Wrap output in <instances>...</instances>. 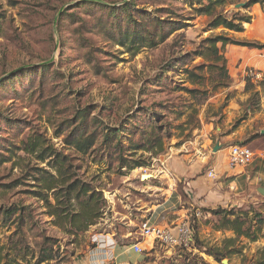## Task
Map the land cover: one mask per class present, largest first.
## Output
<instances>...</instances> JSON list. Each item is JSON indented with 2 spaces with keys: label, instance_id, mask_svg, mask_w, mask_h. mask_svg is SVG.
Listing matches in <instances>:
<instances>
[{
  "label": "rangeland",
  "instance_id": "1",
  "mask_svg": "<svg viewBox=\"0 0 264 264\" xmlns=\"http://www.w3.org/2000/svg\"><path fill=\"white\" fill-rule=\"evenodd\" d=\"M250 1L228 0L222 9L230 17L251 16L245 30L236 32L210 30V16L187 0H0V264H85L103 233H113L120 244L136 240L140 221L160 213L172 191L184 212L166 214L167 219L188 213L195 246L155 245L137 264H258L263 259L264 231L256 240L239 236L222 226L224 213L211 210H233L254 232L264 221V194L257 188L264 182L254 178L248 184L244 175L240 186L236 175L230 181L241 190L248 184L242 193L214 192L221 203H201L206 188L229 179L210 178L208 172L215 160L228 165L232 144L247 142L254 151L251 172L261 159L257 151L264 149V47H247L248 54L232 57L227 45L226 71L222 61L216 67L194 55L207 37L221 33L264 45V2L248 6ZM132 30L138 37L130 47ZM147 30L153 44L143 37ZM200 64L203 68H196ZM185 68L201 75L198 83ZM251 69L257 73L253 77L247 73ZM108 127L113 135L103 143ZM80 133L97 139L87 154L68 142ZM155 137L162 149L147 144ZM33 142H41L36 151L24 149ZM59 158L69 176L103 192L101 215L87 231L70 234V223L60 224L48 213L45 198L52 204L56 199L45 180L57 176ZM195 163H202L201 170L187 180L174 168ZM71 209L79 210L78 204ZM43 254L51 259L39 261Z\"/></svg>",
  "mask_w": 264,
  "mask_h": 264
},
{
  "label": "trees",
  "instance_id": "2",
  "mask_svg": "<svg viewBox=\"0 0 264 264\" xmlns=\"http://www.w3.org/2000/svg\"><path fill=\"white\" fill-rule=\"evenodd\" d=\"M227 1L228 0H187L186 3H188L189 5H194L195 3L200 5L198 11L202 14L210 16V22H209L210 30L223 27L228 30L236 31V32L244 31L245 30L244 23H251V16L240 12L235 13L233 17L223 14L222 9L224 5L227 3ZM263 2L264 1L261 2V0H251L248 6H252L256 3H263ZM159 27L161 28L162 31L160 36L163 39L164 29L162 28L160 22H159ZM146 33L147 36L144 35L143 36L144 39H146L147 43L149 42L150 44H153L156 41L155 38L153 37V32L151 30H147ZM132 34L133 36H130L129 34L128 36L129 38H127L128 42L126 43L130 47H133V45H135L136 39L138 37L135 31H133ZM204 42L206 44L202 45L200 48L195 50L194 55H199L205 60L213 61L211 65L216 67L218 66L217 61H222L223 64L221 66V69L222 70L224 69L225 71L227 69L226 68L227 59L223 54V50L227 45L234 44V45L253 47V48L264 47V45L260 43L245 41V40L242 41L236 40L235 38L227 36L223 33L210 35L204 40ZM136 50L138 51V47L136 48ZM196 68L202 69L203 64L198 65ZM185 72L191 78L192 83L194 84L198 83L201 75L197 74L194 69L185 68ZM184 89H186L190 93L196 92V89H188V88H184ZM152 123L153 125H156V118L152 119ZM112 132H113V128L111 129L108 127L104 134L103 143L108 142L110 137L113 135ZM96 141L97 139L93 137V135L92 136L87 135L86 137H83V133H80V136H78V138H75L73 140H68V142L73 146H75V148L78 151L85 154H87L89 151L93 149V147L97 144ZM149 142H154L155 143L154 145H156V147H161L160 149H162L161 139L155 137L154 140H149L147 144ZM241 143L246 144L247 142H241ZM147 144L144 143L142 145L146 146ZM40 145L41 142L39 143L33 142L31 144H27L24 149L33 152L36 151L37 147ZM52 156L53 153L47 154L46 156L42 155L40 158L42 160H46ZM56 163H57L56 164L57 176L51 174L50 177L47 178V180H45L46 189L53 191L56 199V203L52 204L49 201V198L44 197L49 207L48 213L51 216H56L57 221L60 224L61 223L63 224L65 222L70 223L71 228L69 230H66L70 234L87 231L89 226L94 225L96 223L97 218H99L101 215V203L99 202L103 200V192L97 190L89 183L84 182L79 178L73 177L72 175L69 176L67 172V168L64 165L65 164L64 158L61 159L59 158V160H56ZM75 203L78 204L79 210L72 212L71 208H73ZM211 212L217 215L224 213L223 214L224 221L222 223V226L234 230V232L239 236H243V235L249 236V237H253L252 239L256 240L258 238V234L264 231V221L259 220L260 222L258 224L259 226H257L258 228H255L254 232H252L251 224L247 222L244 218H242L240 215L235 214L233 210L229 211L223 207H219L217 209L211 210ZM229 216H234V218ZM195 238H196V232H195ZM212 255L215 256L217 259L220 258V255L217 254V252H213ZM50 259H51L50 255L43 254L40 256L39 261L42 262ZM258 264H264V257L263 259L259 260Z\"/></svg>",
  "mask_w": 264,
  "mask_h": 264
},
{
  "label": "crops",
  "instance_id": "3",
  "mask_svg": "<svg viewBox=\"0 0 264 264\" xmlns=\"http://www.w3.org/2000/svg\"><path fill=\"white\" fill-rule=\"evenodd\" d=\"M230 45H232L231 46L232 48L230 49L231 56L233 55V52H236L238 54H248L250 52V49L248 50L247 47L245 46L233 48L235 47L234 44H230ZM263 150L257 151L258 153H256L257 157L261 159L257 161L256 163L257 166L253 172L249 171L248 169L249 166L241 167V168L237 167L232 169L228 165L224 164L222 159H218L217 157L218 160H215V164H214L215 168H212L215 171L216 170L218 171V173L216 172L217 175L215 178H217L220 175L221 177H228L229 179H225L226 181L221 182V184L217 186L216 189H213L211 187L209 189L206 188L204 191L207 192L208 196H205V198L202 199L201 203L205 205H212L213 202L221 203L223 200L222 199L220 200V198H218L219 196L217 195L214 196V192L225 191L229 193H242L246 189L249 183H253L254 178L259 180L260 182H264V159H263L264 151ZM176 165H174V168L177 167V170H180L179 172L181 173L182 177L185 180H187L188 178L186 175H190V173H193V175L195 176V174L198 173L202 167V163L201 164L195 163L194 165L191 164L190 166L189 165L182 166L181 164H179L180 166L178 165L176 166ZM169 168L170 170L172 169L171 164H169ZM236 175H238L240 186L243 185V180H241V178L244 175L247 176L246 181L248 184L245 183V188L243 190H241V188L235 182L230 181V178ZM195 181L196 180H190V184L195 185L194 184ZM257 188H260V186H258ZM197 195L198 194L195 193L194 197H196ZM179 199L180 198L178 194H175L173 191L170 192L168 198L166 199V204L164 205L160 213L164 215L169 214L168 218L170 217L171 212L172 215L176 213L177 214L183 213L184 210L178 206V203L180 201ZM112 234L113 233L110 234L103 233L98 237L96 247L87 254V257L84 260L85 264H106V263L108 264L111 263L112 260L114 264H137L139 262L140 260L139 257L141 254L136 253L132 250V243L135 240L130 241L129 239L130 237L129 238L127 237V239L129 240L122 241L121 242L122 244H120L118 243V240L113 239ZM143 246L145 250H149L152 247L150 243H145V242L143 243ZM132 254L135 256H133Z\"/></svg>",
  "mask_w": 264,
  "mask_h": 264
},
{
  "label": "built area",
  "instance_id": "4",
  "mask_svg": "<svg viewBox=\"0 0 264 264\" xmlns=\"http://www.w3.org/2000/svg\"><path fill=\"white\" fill-rule=\"evenodd\" d=\"M247 73L252 77L257 74L254 69L249 70ZM254 157V151L247 144H232L229 148L228 166L232 169L246 167L252 163ZM216 175L214 169H210L208 172L210 178H215ZM201 214L200 211L196 212L197 217H200ZM138 235L139 237L132 243V250L139 254L145 251L144 242L150 243L151 249L155 245H160L168 249L181 250H191L196 242L192 218L188 213L169 221L166 215L153 212L140 221Z\"/></svg>",
  "mask_w": 264,
  "mask_h": 264
},
{
  "label": "water",
  "instance_id": "5",
  "mask_svg": "<svg viewBox=\"0 0 264 264\" xmlns=\"http://www.w3.org/2000/svg\"><path fill=\"white\" fill-rule=\"evenodd\" d=\"M245 5H247V2L237 4L236 6H237V7H245ZM218 148H219V146H216L215 149L217 150ZM142 178L145 180V179L150 178V177L147 176V175H142ZM258 191H259L260 193L264 194V187H260V188H258ZM225 264H227L226 261H225Z\"/></svg>",
  "mask_w": 264,
  "mask_h": 264
},
{
  "label": "bare ground",
  "instance_id": "6",
  "mask_svg": "<svg viewBox=\"0 0 264 264\" xmlns=\"http://www.w3.org/2000/svg\"><path fill=\"white\" fill-rule=\"evenodd\" d=\"M147 176L151 177L152 175L150 174V175H147Z\"/></svg>",
  "mask_w": 264,
  "mask_h": 264
}]
</instances>
